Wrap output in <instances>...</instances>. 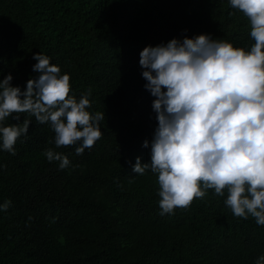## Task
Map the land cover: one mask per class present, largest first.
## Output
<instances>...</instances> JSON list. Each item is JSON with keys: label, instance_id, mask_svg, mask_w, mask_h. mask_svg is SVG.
I'll list each match as a JSON object with an SVG mask.
<instances>
[{"label": "trees", "instance_id": "obj_1", "mask_svg": "<svg viewBox=\"0 0 264 264\" xmlns=\"http://www.w3.org/2000/svg\"><path fill=\"white\" fill-rule=\"evenodd\" d=\"M205 34L250 50V22L229 0H0V80L26 90L34 54L70 76V97H88L101 138L57 147L50 123L13 113L0 126L31 121L15 145L0 147V264H257L264 226L234 216L208 189L186 208L161 215L150 163L158 126L139 63L146 47ZM23 98V97H21ZM19 116V120L15 117ZM148 141V147L144 142ZM48 149L70 161L61 170ZM264 264V261H261Z\"/></svg>", "mask_w": 264, "mask_h": 264}, {"label": "clouds", "instance_id": "obj_2", "mask_svg": "<svg viewBox=\"0 0 264 264\" xmlns=\"http://www.w3.org/2000/svg\"><path fill=\"white\" fill-rule=\"evenodd\" d=\"M229 2L250 22V50L201 34L141 51L158 126L150 163L137 157L133 172L158 174L161 215L188 208L208 189L217 196L227 190L225 204L234 216H251L264 226V0ZM33 59V71L40 75L27 81L24 92L11 86V74L0 80V122L13 113H29L40 124L50 123L57 147L80 142L76 154L82 155L101 138L104 114L86 111L90 90L79 100L70 97V76L61 75L47 56L38 53ZM30 123L0 126V147L15 155L14 145ZM44 155L59 161L61 170L70 164L51 149ZM10 204L5 201L0 211ZM261 261L264 256L257 264Z\"/></svg>", "mask_w": 264, "mask_h": 264}]
</instances>
